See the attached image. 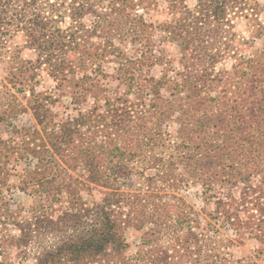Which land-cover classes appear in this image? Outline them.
I'll list each match as a JSON object with an SVG mask.
<instances>
[{
    "label": "trees",
    "instance_id": "1",
    "mask_svg": "<svg viewBox=\"0 0 264 264\" xmlns=\"http://www.w3.org/2000/svg\"><path fill=\"white\" fill-rule=\"evenodd\" d=\"M257 38L262 49L247 52ZM6 59L0 264H14L12 249L34 264L264 260V0H0ZM44 77L75 80L70 106L51 108L37 90ZM179 96L165 159L155 144ZM129 229L142 231L134 251ZM244 239L258 243L257 260L220 249Z\"/></svg>",
    "mask_w": 264,
    "mask_h": 264
},
{
    "label": "rangeland",
    "instance_id": "2",
    "mask_svg": "<svg viewBox=\"0 0 264 264\" xmlns=\"http://www.w3.org/2000/svg\"><path fill=\"white\" fill-rule=\"evenodd\" d=\"M186 2L189 5H193L196 0H186ZM162 9L161 7L159 10ZM164 14H162L161 11H156L152 15V20L155 21H163ZM240 34L242 36H248L250 35V26L246 25L245 23H241L240 26ZM165 47V53L168 57H176L177 54V46L174 43H162V47ZM247 52L255 51V50H261L262 49V40L261 39H255L251 41V43L247 46ZM21 55L24 58H32L34 56L33 52L29 49H24L21 53ZM176 64L175 62L173 63ZM10 61L8 59L6 60H0V82L5 80V77L8 74V71L10 69ZM75 80L67 81L62 86L55 87L54 84L47 78L44 77L41 79L40 83L37 85V90L41 91L43 93H49L53 96V99L55 100L54 104H51V108L54 111H62L64 105H71L72 99L74 97V92L76 91V88L74 87ZM167 95V94H166ZM29 96V94H26V98ZM19 98L22 100L23 103H26V98L24 95H19ZM179 99L180 96L176 98H171L172 105L174 108V112L171 113V116L167 119V122H165L162 125L163 128V136L159 137L155 144V152L159 155L164 157L165 159H168L172 153L175 152L174 145L171 143V140L176 135L177 131V117L179 115L177 111L179 106ZM168 104L164 103V107H167ZM30 115L27 113L20 115V124H24L28 121H30ZM181 170H178V174L181 173ZM13 181V179H12ZM14 182V181H13ZM191 191L187 193L190 200H192L195 205H197L198 208H205L210 209L211 204H208L204 202L202 199L200 188L197 186H193L190 184ZM13 196L15 199L25 205V207L29 208L30 205H32V199L24 194L22 191H16L13 190ZM210 203V202H209ZM128 241L131 243V250H136L137 246L140 244L141 241V235L142 231H136L135 229H129L126 233ZM256 246H258V243L251 239H244V243L238 244L235 243L234 245H230L228 247L223 246L221 244V251H224V253H228L229 255H233L235 257H249L252 256L253 260L256 259ZM6 255L11 256L12 261L14 264H34V260L31 258L28 259H22L21 257L16 256L17 252L15 250L7 251ZM257 260V259H256ZM260 264L264 263V260L261 258L258 260Z\"/></svg>",
    "mask_w": 264,
    "mask_h": 264
}]
</instances>
